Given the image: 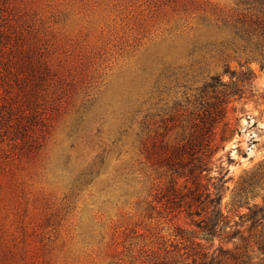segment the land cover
Returning a JSON list of instances; mask_svg holds the SVG:
<instances>
[{
  "label": "rangeland",
  "instance_id": "1",
  "mask_svg": "<svg viewBox=\"0 0 264 264\" xmlns=\"http://www.w3.org/2000/svg\"><path fill=\"white\" fill-rule=\"evenodd\" d=\"M251 4L0 0V40H24L53 72L33 140L0 138V264H200L219 245L235 257L221 264H264V222L243 223L228 243L176 236L196 229L167 210L158 192L170 172L147 154L152 141L186 139L219 97L225 117L203 183L223 168V213L264 210V73L239 66L233 28ZM247 68L254 78L240 99L203 92L211 77L230 83L228 72Z\"/></svg>",
  "mask_w": 264,
  "mask_h": 264
},
{
  "label": "trees",
  "instance_id": "2",
  "mask_svg": "<svg viewBox=\"0 0 264 264\" xmlns=\"http://www.w3.org/2000/svg\"><path fill=\"white\" fill-rule=\"evenodd\" d=\"M251 2L247 13H240L233 23L235 34L243 39L235 40V52L244 58V62L239 63L240 67L255 62L264 73V0ZM24 43V40H8L7 37L0 40V138L11 141L18 139L23 144L33 140L37 126L45 120L46 104L40 103L39 92L53 77V72L40 59L35 48L25 47ZM228 73L230 83L213 76L205 84L203 92L212 91L217 95L240 99L244 93L243 87H250L254 72L247 68L245 71ZM224 105L223 99L215 97V102L196 117L188 137L180 143L158 146L152 141L147 146L148 156L170 172L168 184L160 187L158 192H167V210L184 212L189 220L188 225L196 229L187 233L181 227H176V236L181 240L198 237L206 243L214 240L228 243L239 236V226L243 223H249L251 230L264 222V210L256 205L245 203L247 212L238 214V220L223 213V168L211 184L203 183V180H210V156L218 149L216 129L224 120ZM226 126L227 123L222 124L220 142L225 139ZM180 178L186 182L184 191L177 186ZM196 246L204 249L200 242ZM259 250L264 252V246L260 244ZM222 258L235 259L229 250L219 245L211 254L203 252L200 264H221Z\"/></svg>",
  "mask_w": 264,
  "mask_h": 264
}]
</instances>
